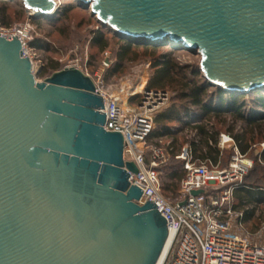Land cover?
Returning a JSON list of instances; mask_svg holds the SVG:
<instances>
[{"label": "water", "instance_id": "95a60500", "mask_svg": "<svg viewBox=\"0 0 264 264\" xmlns=\"http://www.w3.org/2000/svg\"><path fill=\"white\" fill-rule=\"evenodd\" d=\"M21 1L34 18L59 8ZM78 1L124 38L197 52L213 86L264 88V0ZM105 120L91 76L65 67L38 82L21 39L0 35V264L158 263L167 220L136 202L137 165Z\"/></svg>", "mask_w": 264, "mask_h": 264}, {"label": "built area", "instance_id": "2783aa9c", "mask_svg": "<svg viewBox=\"0 0 264 264\" xmlns=\"http://www.w3.org/2000/svg\"><path fill=\"white\" fill-rule=\"evenodd\" d=\"M29 32L28 25L0 28L1 36H18L21 39L24 56L33 61L35 71L34 55L28 48ZM74 67H78L77 63ZM93 80L96 93L104 100V129L123 135L124 159L137 165L138 172H130L129 176V182L143 190L141 199L136 202L140 205L146 199L155 202L156 209L166 218L169 230L173 231L162 264H264V241L243 232L244 212L238 211L232 202L238 181L253 166V159L239 151L229 134L219 136L218 146L220 149L233 148L234 154L229 166L220 170L214 169L211 160L196 159L187 145L174 155L157 143L148 144L155 115L168 99L167 91L152 90L142 85L139 92L135 91L136 87L131 88L123 100L109 90L104 80ZM136 94L141 95V99L138 105L132 106L129 100ZM172 157L184 161V176L178 193L169 200L162 193L161 167ZM201 189L202 193L193 194V191Z\"/></svg>", "mask_w": 264, "mask_h": 264}, {"label": "trees", "instance_id": "16d2710c", "mask_svg": "<svg viewBox=\"0 0 264 264\" xmlns=\"http://www.w3.org/2000/svg\"><path fill=\"white\" fill-rule=\"evenodd\" d=\"M77 3L84 5L79 1ZM15 7L0 0V22L3 26H11L9 12ZM74 7V2H66L62 10L58 8L57 12L47 19L52 21L62 16L67 20ZM18 8L20 9L16 13L24 17V7ZM30 21L40 25L37 18L30 17ZM97 24L98 28L91 31L89 39L90 49L95 48L97 51L91 53L89 65L95 62L100 53L114 44L117 46L115 62L106 70V80L117 78L124 73L128 62L147 58L154 70L147 88L163 91L171 89L176 93L177 99L184 101L180 106H172L155 115L154 129L148 141L155 140L154 143L173 153L178 145V133L185 127H190L194 134L191 139L184 140L189 143L186 145L196 159L211 160L214 165L221 161L223 154L226 153L228 158L234 154L233 148L230 151L219 148L218 140L223 132L233 137L239 151L244 155H248L259 141H264V88L247 94L226 92L211 85L201 74L198 65L180 62L174 53H179L175 51L182 49L166 44H149L142 40L133 41L113 32L99 21ZM47 45L40 39L28 43L29 48L36 49L47 48ZM49 69L54 72L61 68L58 63H54L50 68H43L41 73H46ZM229 121H232L230 125ZM237 123H241V127L235 132ZM168 138L171 139L166 144ZM174 159L171 165L163 168L170 182L162 180V193L169 200L178 193L180 181L184 176V161L175 157ZM252 159L253 166L244 175L245 181L234 191L232 202L237 207L245 203L264 204V149ZM171 192L175 194L173 197L169 194ZM245 213L244 221L253 215V210H246Z\"/></svg>", "mask_w": 264, "mask_h": 264}, {"label": "rangeland", "instance_id": "374dc122", "mask_svg": "<svg viewBox=\"0 0 264 264\" xmlns=\"http://www.w3.org/2000/svg\"><path fill=\"white\" fill-rule=\"evenodd\" d=\"M4 1L8 4H12L13 6L15 5L16 7L12 8L13 11L9 12V19L12 21L11 26L5 27L0 22V28L14 29L18 27L23 28L28 25L30 29V41L40 39L48 44L47 48L41 49L28 47L29 53H31V55H34V73L35 78L38 82H44L48 77L51 76V74L53 73L51 69H49L46 73H41L43 68H50L51 64L58 63L60 65V68L63 69L65 67H74V65L77 63L79 69L83 70L93 79L96 80L98 78H101L102 80H104V83L109 88V90L113 91V93H115L116 95H119L123 100H125L128 93L132 91L131 88L136 87V91L139 85H145L147 87V84L154 73V70L151 68V61L147 58H141L137 61L128 62L124 73H122L119 77L111 78L108 80L105 79L106 70H108L115 62V50H117V46L114 44H112V46L106 51L100 53L97 56L95 62L89 65L88 62L90 61L91 53H95L97 51V49L95 48L90 49L89 39L91 36V31L98 28V19L95 15L92 14L91 6H86L85 4L79 5L77 3L78 0H59L58 7L61 10L64 8L66 2L75 3V7L70 13V18L66 20L61 16L58 19L52 21H49L47 19L49 17L37 18V20H39L40 22L39 25L30 21L31 16L29 15V11L24 7L21 0ZM20 6H23L25 9L24 17H20L16 13V11L20 9L18 8ZM175 52H179L174 53V55L176 54V57L180 62L195 64L200 67L201 56L197 52L192 53L183 49L177 50ZM201 74L203 75L202 71ZM167 93L168 99L165 101L160 111L167 110L172 106H180L184 102L177 99V95L173 90L168 89ZM140 99L141 95L136 94L129 100V103L132 106H136L139 104ZM231 122L232 121H229L228 125H230ZM224 126L226 127V124ZM240 127L241 123H237L235 132H237V130H240ZM193 134L194 131L190 129V127H185L180 133H178V145L173 151L174 155L179 153L183 146L189 144L184 140L191 139L193 137ZM223 134L229 133L223 132ZM170 139L171 138L166 139L167 141H165V143L167 144ZM154 142L155 140H153L152 142L148 141V144H153ZM224 149L230 151L231 148L227 147ZM263 149L264 141L262 140L253 146L252 150L248 155H246V157L252 159L254 156H258V154L261 153ZM231 157L232 156L230 155L228 158V155L226 153L223 154L221 161L216 164L218 166L214 165V169L220 170L228 167L231 161ZM225 160H228L227 163ZM174 161L175 159L174 157H172L166 164L161 167V177L163 182H170V180L165 176L163 168L165 166L171 165V163H173ZM244 181L245 178L243 177L241 181H238V185ZM169 194L171 195V197L175 195L172 192ZM235 207L238 211L244 212L242 218L245 217L246 210H253V215L249 219H247L246 221H244L243 219V232L254 234L256 237H260V239L264 241V234L262 235V231H264V204L245 203L239 207Z\"/></svg>", "mask_w": 264, "mask_h": 264}, {"label": "bare ground", "instance_id": "6f19581e", "mask_svg": "<svg viewBox=\"0 0 264 264\" xmlns=\"http://www.w3.org/2000/svg\"><path fill=\"white\" fill-rule=\"evenodd\" d=\"M33 12H35V11H33ZM22 32L25 34V31L24 30H22ZM22 33V34H23ZM145 79V78H144ZM141 88H142V85L140 86H138L137 87V90H136V92H139L140 90H141ZM127 98V97H126ZM126 98H125V100H126ZM172 237H173V231L172 230H169V237H168V240H167V243H166V246H165V249H164V251H163V253H162V256L160 257V259H159V261H158V263L157 264H162V262H163V260H164V258H165V256H166V254H167V252H168V249H169V247H170V244H171V241H172Z\"/></svg>", "mask_w": 264, "mask_h": 264}]
</instances>
